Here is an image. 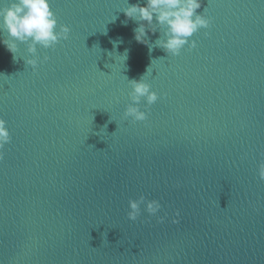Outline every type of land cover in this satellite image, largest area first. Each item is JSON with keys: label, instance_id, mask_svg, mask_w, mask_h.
Wrapping results in <instances>:
<instances>
[{"label": "water", "instance_id": "1", "mask_svg": "<svg viewBox=\"0 0 264 264\" xmlns=\"http://www.w3.org/2000/svg\"><path fill=\"white\" fill-rule=\"evenodd\" d=\"M127 2L50 0L68 39L0 44V264H264V0H200L175 57L134 40ZM142 76L158 99L133 122ZM140 196L161 209L129 221Z\"/></svg>", "mask_w": 264, "mask_h": 264}, {"label": "clouds", "instance_id": "2", "mask_svg": "<svg viewBox=\"0 0 264 264\" xmlns=\"http://www.w3.org/2000/svg\"><path fill=\"white\" fill-rule=\"evenodd\" d=\"M200 7V0H143V6L140 2L130 5L127 2V7L122 10L126 18L122 23L126 26L131 20L137 25L133 29V38L137 43L148 47L149 53L153 48L158 47L168 56L175 57L185 45L194 48L195 42L190 38L200 29L209 27L210 19L204 14H196ZM157 32H159L158 38L153 43H149V34ZM5 33L7 38L0 39V44L13 54L15 61L19 44L25 45L28 55L35 57L37 47L54 48L60 40L68 39L70 29L64 25L58 27L56 16L50 8V0H9L7 6H0V34ZM207 35L208 33L205 32V36ZM118 43L119 41H113L114 47ZM119 57L125 61L127 50ZM47 60L48 56L45 55L40 63ZM25 63L35 70L38 60L26 59ZM144 76L140 80H128L131 89L128 94L130 104L125 107L123 117L131 118L133 122L145 121L148 106L158 99L157 94L150 90V85L144 82ZM142 101L144 111L140 107ZM9 142L10 135L6 123L0 119V150ZM261 156L264 157V153ZM257 175L261 181H264V160L258 165ZM142 204L149 216H156L161 209L157 200L149 201L144 196L136 200L129 199L127 212L129 221L137 220ZM173 215L178 218L180 213L177 211ZM165 216L157 217V222L162 223ZM173 223H178V219H174Z\"/></svg>", "mask_w": 264, "mask_h": 264}]
</instances>
